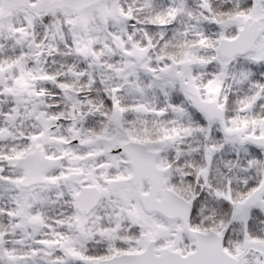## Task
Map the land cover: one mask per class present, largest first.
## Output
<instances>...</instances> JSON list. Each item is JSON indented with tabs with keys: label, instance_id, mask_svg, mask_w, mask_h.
<instances>
[{
	"label": "snow or ice",
	"instance_id": "6c2138e0",
	"mask_svg": "<svg viewBox=\"0 0 264 264\" xmlns=\"http://www.w3.org/2000/svg\"><path fill=\"white\" fill-rule=\"evenodd\" d=\"M0 264H264V0H0Z\"/></svg>",
	"mask_w": 264,
	"mask_h": 264
}]
</instances>
